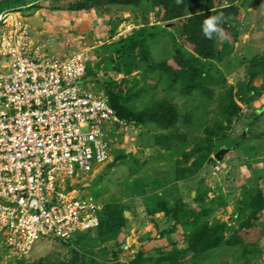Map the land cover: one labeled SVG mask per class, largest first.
Returning <instances> with one entry per match:
<instances>
[{
  "label": "rangeland",
  "instance_id": "1",
  "mask_svg": "<svg viewBox=\"0 0 264 264\" xmlns=\"http://www.w3.org/2000/svg\"><path fill=\"white\" fill-rule=\"evenodd\" d=\"M27 3L23 16L33 37L46 41L48 52L63 56L88 50L87 88L107 95L109 86L135 111L168 102L178 108L181 119L167 130L126 123L109 135V161L80 173L74 184L77 194L93 198L112 212L113 217L99 230L76 234L70 242L43 238L23 257L11 253L0 232V264H130L139 252L142 264H264V210L251 229L239 230L247 217L240 212L246 192L258 188L264 197V91L249 105L236 99L241 113L228 124L218 106L220 87H213L215 95L204 105L200 98H187L169 88L159 74L158 64L172 62L182 43L175 27L163 20L161 7L146 3L136 8L75 11L69 7L75 0ZM216 4H233L239 11L231 44L214 61L226 87L236 88L249 81V60L264 52V0H217ZM199 10V5H192L188 12ZM146 25L167 30L174 40L158 34L150 43L149 61H139L125 74L118 44ZM225 40L223 34L218 36V49ZM251 84L260 90L264 74ZM242 91L253 96L248 89L242 87ZM191 112L193 118L187 119ZM217 122L223 123L224 130L217 136L207 133L205 128ZM201 194H206L203 202L197 199ZM179 201L188 208L212 210L206 217L209 225L227 223L232 231H227L226 238L236 236L240 243L208 251L195 261L187 250L191 230L181 225L171 230V215L159 211L162 204L173 209ZM72 250L78 253L76 261Z\"/></svg>",
  "mask_w": 264,
  "mask_h": 264
},
{
  "label": "built area",
  "instance_id": "2",
  "mask_svg": "<svg viewBox=\"0 0 264 264\" xmlns=\"http://www.w3.org/2000/svg\"><path fill=\"white\" fill-rule=\"evenodd\" d=\"M23 8L0 13V232L17 257L99 227L103 206L74 184L109 161V135L127 123L84 84L88 50L48 52Z\"/></svg>",
  "mask_w": 264,
  "mask_h": 264
},
{
  "label": "trees",
  "instance_id": "3",
  "mask_svg": "<svg viewBox=\"0 0 264 264\" xmlns=\"http://www.w3.org/2000/svg\"><path fill=\"white\" fill-rule=\"evenodd\" d=\"M37 0H0V13L5 9L18 8L27 5V2L34 3ZM217 0H75L74 4L69 7L75 11H87L91 7H139L142 4L149 3L151 7L163 9V20L171 23L175 27L181 44L175 49V53L170 60H164L158 64L159 74L167 79L168 87L176 88L181 95L187 98H200L206 104V100L215 95L213 87H220L221 93L217 98L221 114L227 123H231L234 118H238L241 113V107L237 103L251 104L252 100L259 97L264 91V85L257 89L251 84L252 79L264 74V52L253 56L249 60L246 75L249 77L248 83H241L238 87L227 86L226 80L222 77L214 61L221 56L225 49L231 44V34L235 33L234 25L239 20V11L233 4L227 6H217ZM199 5L200 10L195 13H189V7ZM221 16L218 22L219 32L213 33L211 39L203 36L202 24L210 16ZM152 30L151 27L145 26L130 36L122 39L118 44V53L120 54L119 63L122 64V71L130 74L136 63H146L150 59V43L157 38L158 34L168 35L174 40L173 34L167 30L157 28ZM159 29V30H158ZM223 34L227 41L221 49L216 46L218 36ZM177 37V36H176ZM233 37V36H232ZM178 39V37H177ZM234 39V38H233ZM121 68V67H120ZM242 87L248 89L251 98L242 91ZM105 91L109 97L110 105L116 114L124 119L127 123L138 122L152 124L159 129L167 130L173 128L177 121L181 119V114L177 107L170 105L168 102H161L154 107L145 111H135L122 101V95L113 92L108 86ZM261 113H264L263 110ZM194 113L191 112L186 117L192 119ZM223 123H215L213 127L207 126L205 129L210 135H219L223 130ZM201 194L197 199L204 201ZM242 214L247 213L245 220L239 225L240 231H248L253 227L259 218V213L264 210V197L262 192L257 189H250L246 192L244 200L241 202ZM198 207V206H197ZM106 209V208H105ZM100 211V225L95 230H99L105 223L113 217L112 212L105 210ZM165 214H170L174 220L171 230H175L177 225L191 230L188 236L187 250L191 253V258L198 261L203 258L208 251L218 248L235 247L240 243V238L232 236L226 238L227 231L232 228L225 222L209 225L206 217L212 210L201 208H188L186 204L179 201L173 209H169L162 204L159 210ZM246 212V213H245ZM108 216L107 220L105 216ZM91 230V231H95ZM91 231L82 233L87 234ZM170 231V230H169ZM232 231V230H231ZM73 261L78 258V253L72 250ZM143 254L139 252L130 264H142ZM166 259V258H165Z\"/></svg>",
  "mask_w": 264,
  "mask_h": 264
},
{
  "label": "clouds",
  "instance_id": "4",
  "mask_svg": "<svg viewBox=\"0 0 264 264\" xmlns=\"http://www.w3.org/2000/svg\"><path fill=\"white\" fill-rule=\"evenodd\" d=\"M177 2H179V0H177ZM220 20H221V16L217 15V16H210V17H208L207 19H205L203 21V24H202V32H203V36L206 39H211L213 33H216V32H219L220 31V28L218 26V22ZM70 241H68V242H70Z\"/></svg>",
  "mask_w": 264,
  "mask_h": 264
},
{
  "label": "crops",
  "instance_id": "5",
  "mask_svg": "<svg viewBox=\"0 0 264 264\" xmlns=\"http://www.w3.org/2000/svg\"><path fill=\"white\" fill-rule=\"evenodd\" d=\"M36 2H37V1H36ZM34 3H35V2H34ZM34 39H35L36 42H40V40L38 39L37 36H35ZM102 209H103V207H102Z\"/></svg>",
  "mask_w": 264,
  "mask_h": 264
},
{
  "label": "water",
  "instance_id": "6",
  "mask_svg": "<svg viewBox=\"0 0 264 264\" xmlns=\"http://www.w3.org/2000/svg\"><path fill=\"white\" fill-rule=\"evenodd\" d=\"M218 158H219V156H218Z\"/></svg>",
  "mask_w": 264,
  "mask_h": 264
}]
</instances>
